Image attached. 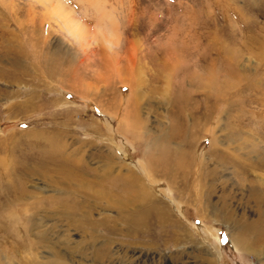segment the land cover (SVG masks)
<instances>
[{"label":"rangeland","instance_id":"1","mask_svg":"<svg viewBox=\"0 0 264 264\" xmlns=\"http://www.w3.org/2000/svg\"><path fill=\"white\" fill-rule=\"evenodd\" d=\"M153 155L185 165L145 180L167 217L139 233L144 201L126 221L50 177L75 159L79 182L119 187L103 162ZM262 155L264 0H0V264H263L231 239L262 219Z\"/></svg>","mask_w":264,"mask_h":264},{"label":"bare ground","instance_id":"2","mask_svg":"<svg viewBox=\"0 0 264 264\" xmlns=\"http://www.w3.org/2000/svg\"><path fill=\"white\" fill-rule=\"evenodd\" d=\"M156 139L157 138H155L154 140ZM56 143L59 144L60 148L63 147V144H61L63 142L59 141ZM162 159L163 158L157 157L155 155H153V157H151L150 159L147 158L146 160L143 161V168L141 169V171H137V172L127 167L126 165H124V163L119 161L118 159L114 161L108 160V161H105V163L101 162L102 166L100 168L103 174L105 173L107 174L108 171L109 170L111 171L112 167L114 166L119 167L117 174H115L117 179L121 182V184H119V187L115 186L113 184L114 182L112 183L106 182L105 184L104 180L96 181L91 178L90 180L85 181V184H83V181L79 182L80 178H86L85 175L81 174L79 178H77L76 176H70L71 174H74L75 171L77 170H79L80 172H84L83 165H79V169H78L75 159H73L74 161H70V162L67 161V163L71 164V166L66 167V169L65 167H61V168L57 167V168H53L51 171V168L48 167V171H51L53 173L51 174L50 177H52V179L54 180V184L56 185V187L59 184H63L64 192H66V190L70 191L66 193L77 195L78 193L77 191L79 190V192L83 194L82 196L93 199L94 202L98 203V202H101V200L103 199V201L107 202L108 204L113 203V206H116V208H119L118 210L119 216L126 218V221L130 220V216L128 214L130 205L136 206L137 205L136 201L138 202L140 200L144 201L145 204L147 205L146 207H143L144 209L141 208L142 210L138 209V211H134L130 213L133 217L134 224L136 226L138 225L136 231L137 233H139V232H143V229H142L143 225L145 226L146 220L148 219L151 220L152 214L156 215L155 217L157 218L158 222L165 221L164 220L165 218L162 217L163 216L162 212L167 217V214L164 211L165 210L164 203L161 202L160 199L156 197V195L153 193L152 190H150V188L147 186V182L145 183V180L147 179L152 184H154L156 182L155 180L157 179L156 175L163 174L166 176L167 170L168 171H171L172 169L173 171L179 170L181 167L185 165L184 163L185 159L173 158V160L168 159L169 162H167V165L165 166L164 163L162 162ZM169 166H171L170 169H169ZM255 166L259 167L260 169L261 168L264 169V163L261 164V161H259V163H255ZM199 173L200 174L196 175L197 180H199V183H197L198 186L204 187L207 181L210 179V177L211 179H213L214 177L213 175H210V174H214L213 171L202 170V171H199ZM151 178H153L154 180H152ZM95 186H97V188ZM209 186H210L209 187L210 189L206 188V191L203 190L204 189L203 187H199L198 188L199 192L197 190V194H198L197 196H199L200 194L208 201L211 195V190H212L211 181L209 183ZM128 189L129 191L127 192ZM249 196L252 198L255 205L260 209L262 219H260L259 222L258 220L256 221L253 220L250 223L251 225L246 226L244 225L246 222L244 221L245 217L242 216L244 218L241 220L242 226L246 230L242 232V235L240 237L233 236L231 239H233L232 241L234 242V245L236 246L238 250H241V252H245V253L252 254V255H255V254L257 255L258 251H260V248H258V246L256 247L255 245L260 243L262 244V246L260 247H264V181L263 179L262 181L256 180L255 184L252 183V185L249 186ZM63 198L64 197L61 196L59 199V202L57 201L55 202V203L60 204V207H59L60 209H58V212H56V214H61L65 216L68 213L63 214V212H65L69 207L66 205V202H63L64 200L62 201ZM226 202L227 201H225L224 207H226L227 205ZM76 204L74 205V207H71L73 210H75L76 208H79V204L78 205ZM86 214H89V213L86 212ZM168 217H169V214H168ZM222 217L224 218V220H228L229 222H233L234 224H237L236 223L237 221L234 220L233 217L230 216L228 212L226 215ZM108 221H109L108 219H102V220H97V221L86 219V220H82L79 222V227H84L88 225L89 228H92L96 224H99V225L105 224L108 226ZM259 232L261 233L259 234ZM176 235L177 236L175 237V241H181L183 239L182 234H176ZM18 245L19 244H16L17 247L15 248H19L20 245L19 246Z\"/></svg>","mask_w":264,"mask_h":264}]
</instances>
